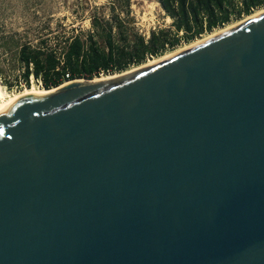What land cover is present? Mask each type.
<instances>
[{
	"label": "water",
	"instance_id": "obj_1",
	"mask_svg": "<svg viewBox=\"0 0 264 264\" xmlns=\"http://www.w3.org/2000/svg\"><path fill=\"white\" fill-rule=\"evenodd\" d=\"M90 80L0 108V264H264V11Z\"/></svg>",
	"mask_w": 264,
	"mask_h": 264
},
{
	"label": "trees",
	"instance_id": "obj_2",
	"mask_svg": "<svg viewBox=\"0 0 264 264\" xmlns=\"http://www.w3.org/2000/svg\"><path fill=\"white\" fill-rule=\"evenodd\" d=\"M158 2L171 18L172 29L156 28L147 37L133 25L131 0H110L107 15L104 5L94 7L88 16V29L78 27L65 35L47 34L35 43L19 42L10 36L8 41L13 44L8 46V41L3 40L1 45L14 47V56L22 68L18 82L30 86L34 79L43 88L50 89L71 79H93L101 74L122 72L175 48L181 41L190 42L264 6V0Z\"/></svg>",
	"mask_w": 264,
	"mask_h": 264
},
{
	"label": "rangeland",
	"instance_id": "obj_3",
	"mask_svg": "<svg viewBox=\"0 0 264 264\" xmlns=\"http://www.w3.org/2000/svg\"><path fill=\"white\" fill-rule=\"evenodd\" d=\"M110 0H0V79L9 92H19L25 85L21 80V66L15 58L14 47H2L3 40H14L23 42L30 41L35 43L40 36L65 35L71 28L88 29L90 27L88 16L93 12L94 7L104 5V14H108V4ZM264 6L254 9V13ZM130 16L133 18V25L136 30L148 36L150 31L156 28H171V18L168 17L161 8L158 0H131ZM247 15L233 19L231 22L217 27L212 31L202 34L190 42L181 41L173 49L164 51L159 56L150 57L139 65L130 66L122 72L112 73L118 76L136 70L154 61L163 59V57L179 50L186 49L189 45L205 40L209 35L216 33L222 28L240 23ZM18 42V43H19ZM13 42L8 41V46ZM190 46V47H191ZM5 48V50H4ZM112 74H101L98 77H106ZM95 78V77H94ZM93 78V79H94ZM111 78V77H110ZM102 80H93L100 82ZM113 78V77H112ZM43 88L39 82L31 79L30 86Z\"/></svg>",
	"mask_w": 264,
	"mask_h": 264
},
{
	"label": "bare ground",
	"instance_id": "obj_4",
	"mask_svg": "<svg viewBox=\"0 0 264 264\" xmlns=\"http://www.w3.org/2000/svg\"><path fill=\"white\" fill-rule=\"evenodd\" d=\"M262 11H264V8L263 9H260V10H258V11H256V12H254V13H251V14H249V15H247L246 16V18L245 19H248V18H250V17H253V16H256L257 14H259L260 12H262ZM244 19V20H245ZM243 21V20H242ZM236 24H238V23H236ZM235 24V25H236ZM232 26H234V25H231V26H229V27H225V28H222V29H220L219 31H217L216 33H213V34H211V35H209V37L210 36H212V35H214V34H217V33H219V32H221V31H223V30H225V29H228V28H230V27H232ZM206 38H208V37H206ZM205 38V39H206ZM203 40H199V41H197V42H195V43H193L192 45H194V44H198V43H200V42H202ZM191 45H189L188 47H186V48H189ZM181 50H183V49H179V50H177V51H175V52H173V53H171V54H169L168 56H170V55H172V54H175V53H177V52H179V51H181ZM167 57V56H166ZM163 58H165V57H163ZM116 76H118L117 74H115V75H108V76H106V77H95L93 80H102L103 78H112V77H116ZM92 79L90 80V82H94ZM66 83H68V82H64L63 83V85L64 84H66ZM55 90V88L53 87V88H50V89H45V88H40V87H36L34 84H32L31 86H25L21 91H19V92H9L8 90H6V87H5V85L0 81V108H2V107H4V106H6V105H8L13 99H15L16 97H19V96H21V95H24V94H28V93H33V94H45V93H49V92H51V91H54Z\"/></svg>",
	"mask_w": 264,
	"mask_h": 264
},
{
	"label": "built area",
	"instance_id": "obj_5",
	"mask_svg": "<svg viewBox=\"0 0 264 264\" xmlns=\"http://www.w3.org/2000/svg\"><path fill=\"white\" fill-rule=\"evenodd\" d=\"M0 81H1V79H0Z\"/></svg>",
	"mask_w": 264,
	"mask_h": 264
}]
</instances>
